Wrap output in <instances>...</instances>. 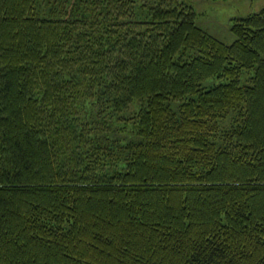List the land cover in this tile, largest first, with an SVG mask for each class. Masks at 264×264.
<instances>
[{"label":"trees","instance_id":"obj_1","mask_svg":"<svg viewBox=\"0 0 264 264\" xmlns=\"http://www.w3.org/2000/svg\"><path fill=\"white\" fill-rule=\"evenodd\" d=\"M231 32L181 0H0V264H264V9Z\"/></svg>","mask_w":264,"mask_h":264},{"label":"rangeland","instance_id":"obj_2","mask_svg":"<svg viewBox=\"0 0 264 264\" xmlns=\"http://www.w3.org/2000/svg\"><path fill=\"white\" fill-rule=\"evenodd\" d=\"M186 4L190 5L196 13L197 24L202 27L208 33L214 35L219 40L230 43L235 39V36L231 32V25L234 20L254 14L264 9V0H181ZM249 72V74H251ZM248 76L245 72L242 76L245 79ZM86 111L92 116L91 126L93 122L106 126L110 122H101L97 114L100 111V107L91 105L86 102ZM103 116V115H102ZM229 118L233 119L234 113L228 114ZM87 119V117H84ZM228 118V119H229ZM109 120V118H108ZM114 122V120H113ZM123 122H115L112 125L113 128H117L116 135L119 137L126 136V131H123ZM129 129L131 126H128Z\"/></svg>","mask_w":264,"mask_h":264}]
</instances>
